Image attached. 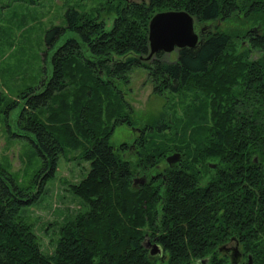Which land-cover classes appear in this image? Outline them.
<instances>
[{
    "label": "trees",
    "instance_id": "1",
    "mask_svg": "<svg viewBox=\"0 0 264 264\" xmlns=\"http://www.w3.org/2000/svg\"><path fill=\"white\" fill-rule=\"evenodd\" d=\"M91 6L69 5L63 23L46 29L50 69L36 86L16 98L0 89V115L19 104L17 122L40 155L24 180L0 163V264H232L236 245L228 252L222 242L232 236L245 254L238 264H264V0ZM161 8L187 9L198 39L176 47L171 58L163 49L145 57L148 20ZM100 10L110 15L109 26ZM138 61L156 85L204 91V105L175 118L153 152L142 132L128 152L123 141L110 140L117 123H132L117 82ZM214 71V82L203 80ZM165 118H149L143 127L158 132L169 127ZM65 146L88 160L85 173L67 182L84 208L53 220L54 242L45 251L24 209ZM174 150L180 156L169 163L164 157ZM143 171L158 174L135 182L132 175ZM145 235L159 252H150Z\"/></svg>",
    "mask_w": 264,
    "mask_h": 264
},
{
    "label": "rangeland",
    "instance_id": "2",
    "mask_svg": "<svg viewBox=\"0 0 264 264\" xmlns=\"http://www.w3.org/2000/svg\"><path fill=\"white\" fill-rule=\"evenodd\" d=\"M101 1L0 0V89L7 96L16 98L20 89L28 85L36 86L41 74L43 77L50 69L49 58L53 47L46 45V29L54 23H63L62 15L69 5L84 10L91 9V5H99ZM99 14L104 16L105 25L109 26L110 15H104L102 10ZM175 54L176 48L163 50L162 53L167 58ZM214 73L203 74V80L214 82ZM189 80L194 81L195 78L189 77ZM117 86L128 103L126 110L130 113L132 123H117L110 140L116 146L123 141L126 145L122 150L126 152L128 145L137 144L140 132L145 148L156 151V141H162L173 120L179 119L185 111L198 112L205 101L204 91L198 87L185 86L176 91L170 85H156L149 67L142 61L134 63L123 81L117 82ZM194 98L197 100L193 101ZM17 109L19 104L7 112L5 119L0 115V163L14 170L18 179L24 180L39 165L40 155L35 154L26 131L17 122ZM157 116L166 117L165 121H170L169 127L165 123L160 131L149 134L143 126L147 119ZM58 157L51 175L46 178L35 199L26 207L23 206L24 212L31 218L40 246L45 251L50 250L54 242L55 234L50 230L53 220L59 222L74 210L84 208L81 198L67 188V182L77 180L85 173L87 158L79 157L74 149L65 150ZM140 173L132 176H139ZM156 264H162L161 259H157Z\"/></svg>",
    "mask_w": 264,
    "mask_h": 264
},
{
    "label": "water",
    "instance_id": "3",
    "mask_svg": "<svg viewBox=\"0 0 264 264\" xmlns=\"http://www.w3.org/2000/svg\"><path fill=\"white\" fill-rule=\"evenodd\" d=\"M195 27L194 16L185 8H162L155 10L148 20L149 50L145 57H149L157 49L169 51L178 46L193 45L199 35V31ZM203 28V25L200 26L201 30ZM179 156L180 151L174 150L166 154L165 158L169 163H173ZM140 177L139 179H142L143 176ZM147 242L151 244L150 252L155 253L160 251L157 242H151L149 238H146L144 243L147 244ZM236 250V246L233 247V254ZM235 262L236 260L232 264H235Z\"/></svg>",
    "mask_w": 264,
    "mask_h": 264
},
{
    "label": "flooded vegetation",
    "instance_id": "4",
    "mask_svg": "<svg viewBox=\"0 0 264 264\" xmlns=\"http://www.w3.org/2000/svg\"><path fill=\"white\" fill-rule=\"evenodd\" d=\"M134 147V145L133 144H131V145H129V147ZM137 173H139V172H137ZM136 173V174H137ZM156 174H158V173H156ZM155 174V172L153 171V172H150V174H148L147 175V173L145 172V171H143L142 173H140V175L139 176H132L133 177V179H134V181L136 182V181H143V180H145V181H147L148 180V177H150V175H152V176H154V175H156ZM161 175H165V173L164 172H162V173H160ZM133 175H135V174H133ZM140 176H143L142 177V179H139V177ZM141 178V177H140ZM136 179H138V180H136ZM146 237L144 238V240L146 239V238H149L147 235H145ZM151 238V237H150ZM152 240H153V238H151V242H152ZM154 241V240H153ZM146 242V241H145ZM222 242L223 243H226L228 246H230V248H229V250H226V251H230V249L233 247V246H237L238 248H239V252H237V250L235 251V253L233 254V256L235 257V258H237L236 260H237V262H236V264H238L240 261L242 262V259H244V257H245V254L241 251V249H240V245H239V239L237 238V237H235V236H232V237H228V238H225V239H223L222 240ZM233 243V244H232ZM147 246H149V249H150V242H147V244H146ZM232 246V247H231ZM227 252V253H228ZM154 254V253H153Z\"/></svg>",
    "mask_w": 264,
    "mask_h": 264
}]
</instances>
